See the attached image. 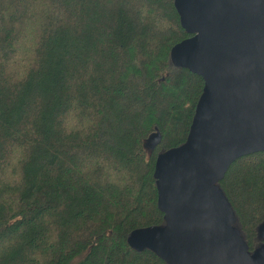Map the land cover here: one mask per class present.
<instances>
[{"label":"trees","instance_id":"trees-1","mask_svg":"<svg viewBox=\"0 0 264 264\" xmlns=\"http://www.w3.org/2000/svg\"><path fill=\"white\" fill-rule=\"evenodd\" d=\"M188 37L175 0H0V264H167L128 238L165 225L156 161L204 90L171 57ZM219 186L254 253L264 152Z\"/></svg>","mask_w":264,"mask_h":264},{"label":"water","instance_id":"water-1","mask_svg":"<svg viewBox=\"0 0 264 264\" xmlns=\"http://www.w3.org/2000/svg\"><path fill=\"white\" fill-rule=\"evenodd\" d=\"M190 37L171 53L204 81L184 145L155 165L164 226L133 231L129 246L167 264H264L236 227L220 182L239 159L264 152V0H175ZM162 142L159 131L147 146ZM260 236L264 239V223Z\"/></svg>","mask_w":264,"mask_h":264},{"label":"flooded vegetation","instance_id":"flooded-vegetation-1","mask_svg":"<svg viewBox=\"0 0 264 264\" xmlns=\"http://www.w3.org/2000/svg\"><path fill=\"white\" fill-rule=\"evenodd\" d=\"M264 240V239H263ZM263 244H264V242H263Z\"/></svg>","mask_w":264,"mask_h":264}]
</instances>
